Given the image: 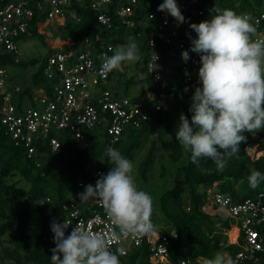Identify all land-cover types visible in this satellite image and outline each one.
<instances>
[{
	"label": "trees",
	"instance_id": "16d2710c",
	"mask_svg": "<svg viewBox=\"0 0 264 264\" xmlns=\"http://www.w3.org/2000/svg\"><path fill=\"white\" fill-rule=\"evenodd\" d=\"M116 1L113 0V3L108 5L107 14L111 20L110 26H107L97 21L91 9V0H73L69 8L75 11L80 21H63L66 27L63 36L69 37L72 44L61 50H77L82 47L83 40L88 38L95 63L99 65L102 63V54L111 56L114 53L112 40L116 35L121 34L126 38L136 36L142 53L136 65L142 64L144 68L149 32L158 20L153 18L148 25L140 26L136 29L139 31L136 35L135 29L121 24L120 17L114 13L113 5ZM137 1L138 6L133 15L135 19L148 15L154 11L155 5L163 3V0ZM201 4L205 7L204 19L215 15L216 8L231 9L237 14L248 13L252 17L264 11V0H201ZM30 5L34 15L28 19V31L30 36L41 38L43 34L38 29L47 21L46 11H40L31 3ZM184 18V23L180 24L182 29L189 28L191 23L201 22L195 16L184 15ZM54 19L61 20L58 17ZM19 38L23 40L26 36L22 34ZM108 46L112 49L109 50ZM54 50L58 49L50 48L44 56H35L25 61L20 58L17 63L12 52L3 51L0 54V63L6 65L8 70H17L16 74L9 70L14 78L19 71L24 74L31 71L29 78L24 77L23 82H17L20 84V90L13 100H30L33 89L46 92L50 90L52 79L43 74V62L45 63L49 52ZM169 70L166 65L161 67L164 79L170 84L181 85L176 71ZM114 73L115 71L110 72V80ZM136 82L138 81L133 77L125 81V95L130 84ZM159 85L160 83L153 84L142 90L133 96L132 101H138L147 90H159ZM194 88L175 96L160 110L153 112L147 120H141L137 126L126 125L112 145V148L131 160L135 150H139L150 140V145L138 164L139 175L145 181L149 179L148 172L157 152H166V158L174 162L179 161L183 155L186 157L184 176L160 196V208L165 221L158 230L169 239V254L159 260L154 259L148 243L144 242L140 246H132L126 255L120 256L121 264H180L181 260H189L188 264H202V257L211 258L217 251L227 252L233 258L236 252L242 250L241 235H238L236 241L229 235L235 230V219L225 215L221 205L207 193V188H210L213 182H218L214 192L228 198V205L255 199L259 193L263 194L261 199L264 204V181H261L258 187L252 188L247 179L251 169L264 174V131L245 132L247 140L240 144L239 155L229 159L223 171H216L211 161L204 160L198 168L190 162V153H186L176 141L175 133L180 114L183 113L189 119L191 117L189 107ZM163 133L165 137L162 138ZM252 134L263 138L258 140V149L261 151L259 156H248L244 150V144L250 140ZM58 136L61 148L57 154H52L47 141L40 139L32 143L35 151L29 155L25 146L16 145L11 136L0 130V264H5L6 261H9V264H51L54 234L50 226L54 221L53 216L62 213L59 210L60 205L70 197L77 180L85 179L88 184L92 180L89 166L92 160L104 169L106 174L113 167L108 157L103 155L105 149L111 146L112 136L102 125L96 126V131L89 133L83 142L76 141L64 129L59 131ZM164 159L160 158L161 172L165 169ZM41 199L51 203L40 205L37 202ZM257 230L259 242L263 246V251L257 252V255H261V261L264 262V223L258 225ZM172 231L177 233L176 237H172Z\"/></svg>",
	"mask_w": 264,
	"mask_h": 264
},
{
	"label": "built area",
	"instance_id": "2783aa9c",
	"mask_svg": "<svg viewBox=\"0 0 264 264\" xmlns=\"http://www.w3.org/2000/svg\"><path fill=\"white\" fill-rule=\"evenodd\" d=\"M72 2L73 0H0V54L3 51L12 52L15 55L14 61L17 63L20 60L19 37L22 34H25L26 38L30 36L28 19L34 15L30 3L40 11H46L47 19L58 17L62 21L68 19L79 22L80 17L69 8ZM112 3L113 0H91V9L99 23L110 26L111 18L107 14V8ZM176 3L183 16L190 15L200 21L206 20L203 16L205 7H202L201 0H176ZM137 6V0H117L113 11L120 17L121 24L135 29L136 35L139 34L136 29L157 18L158 21L152 25L148 36L145 72L152 85L160 83L159 90L146 91L138 101H132L133 96L120 95L112 90L109 87L110 72L100 71L102 63L96 65L90 40L85 38L82 47L77 50L49 52L45 63L43 62V74L52 79L50 90L46 92L33 89L30 100H13L20 90V84L9 73L6 65L0 63V130L11 136L16 145L25 146L29 155L35 151L32 144L34 141L45 139L51 153L57 154L61 148L58 136L60 130H66L76 141L82 142L98 125L105 127L107 133L112 136V147L126 125L137 126L141 120H147L172 98L185 93L186 88L189 91L199 85V55L190 51L189 38L194 39L196 33L190 27L180 28V24L178 25L167 12L157 11L159 4L154 6L153 12L135 19L133 15ZM252 18L257 29V38H264V11ZM108 49L111 50L112 47L108 46ZM182 51L189 52L186 62L181 57ZM154 53L158 56V68L151 72L149 64L154 59ZM171 55L176 57L175 60ZM164 65L169 71H176L181 85L170 84L164 79L161 71ZM260 139L263 138L252 134L250 140L244 144L246 155L258 156ZM95 163L92 160L89 164L92 176L89 184L93 186L100 174L106 175L105 170ZM217 183L213 182L212 186L207 188V193L221 205L225 215L235 219L233 228L236 234L233 241L241 235L243 244L242 250L236 252L233 257L235 264H264L257 255V252L263 251L257 230V226L264 223V204L261 199L263 194L259 193L255 199H247L242 204L228 205V198L214 192ZM89 184L85 179L77 180L71 196L59 207L62 213L53 216L57 223H63L64 219L72 223L66 235L78 221L92 231H107L111 227V222L99 201L79 200L78 194ZM171 234L172 237L177 236L175 231ZM144 242L148 243L154 259L159 260L169 254V239L161 235L158 228L144 236L122 237L110 247L113 252L117 248H123L127 254L132 246L137 247ZM53 246L55 247V244ZM185 261L189 263V260H181L180 264H185Z\"/></svg>",
	"mask_w": 264,
	"mask_h": 264
},
{
	"label": "clouds",
	"instance_id": "9594fccd",
	"mask_svg": "<svg viewBox=\"0 0 264 264\" xmlns=\"http://www.w3.org/2000/svg\"><path fill=\"white\" fill-rule=\"evenodd\" d=\"M157 11L167 12L178 25L185 21L176 0H163ZM214 12L210 19L189 25L196 33L194 39L189 38L190 51L199 55V86L191 97V117L180 114L175 137L190 153L192 164L200 168L202 160L211 161L216 171H223L228 160L239 155L240 144L247 140L245 132L264 131V38H257L250 14L220 8ZM135 38L129 37V42L118 46L111 56L102 54L100 71L116 72L124 62L139 61ZM181 57L188 61L189 52L182 51ZM157 60L155 54L149 64L151 72L158 68ZM103 155L113 167L106 175L100 174L94 186L86 185L78 196L79 200L99 201L111 227L92 231L78 221L66 235L72 223L65 219L63 223L53 221L50 227L55 247L51 249V264H121L120 256L126 255L125 250L117 248L113 252L111 244L122 237H140L155 230L152 197L138 188L133 162L112 147H107ZM247 179L250 187L256 188L264 181V174L251 169ZM37 203L51 202L41 199ZM201 259L202 264H235L232 256L222 251Z\"/></svg>",
	"mask_w": 264,
	"mask_h": 264
},
{
	"label": "rangeland",
	"instance_id": "374dc122",
	"mask_svg": "<svg viewBox=\"0 0 264 264\" xmlns=\"http://www.w3.org/2000/svg\"><path fill=\"white\" fill-rule=\"evenodd\" d=\"M44 23L46 25V28L42 29V31H45L46 32L45 35L51 38L50 41H52L56 36L52 35L53 36L52 37L47 32V30L48 31L53 30V32L61 31L60 33L63 32V34L65 32L64 25L60 24L58 19L47 20ZM45 35H42L41 38L37 36H33V37L29 36L18 42L20 57L22 60L24 61L29 60L30 58L35 57V56H38V57L44 56L45 54L48 53L50 47L47 44V40H46L47 36ZM112 41L114 44V51H115L118 46L126 45L129 42V38H126V36L124 37V35L118 34L115 36V38H113ZM135 41L138 43L137 38H135ZM55 43L57 44V42ZM141 54L142 53L140 52V55ZM171 58L175 60L176 57H173L171 55ZM9 70L13 74L17 73L16 69L10 68ZM30 72L31 71H28L27 74H24L21 71H19V73L16 76L17 82L18 81L23 82L24 77L29 78ZM130 76H134L135 78L141 79V82L139 84L135 83L129 87V91L127 93V95L129 96L137 94L140 91L146 88H149L152 85L151 80L146 76V72L142 64H139V66H137L136 62H124L122 66L116 71L114 78L110 82L111 89L117 91L118 94H124V91H125L124 82H125V79ZM93 131H96V129ZM161 137L162 138L165 137L164 133L163 135L161 134ZM149 145H150V140H147L139 150L138 149L135 150L136 153L134 154L133 158L130 161H132L134 165L133 176H134V179H135V182L138 188L140 190L147 192L152 197L153 211H152L151 219H152L153 224L155 225V228H158L165 221L161 208H160V196L166 189L170 188L177 180L181 179L184 176L186 157L185 155H183L179 161L174 162L166 158L167 157L166 152H163V151L157 152L155 161L150 171L148 172L149 179L145 181L139 175L138 164H139V160L144 157ZM260 154H261V151L259 152L258 156ZM160 158H163V159L165 158L163 160L165 169L162 170V172H161V166H160V162H161ZM95 165H98V164L95 163ZM259 257H260V260H262V256L259 255ZM5 264H9V261H6Z\"/></svg>",
	"mask_w": 264,
	"mask_h": 264
},
{
	"label": "crops",
	"instance_id": "0c3cea01",
	"mask_svg": "<svg viewBox=\"0 0 264 264\" xmlns=\"http://www.w3.org/2000/svg\"><path fill=\"white\" fill-rule=\"evenodd\" d=\"M47 20H51V19H47ZM46 22V21H45ZM59 22H60V24H62V25H64V23H63V21H61V20H59ZM65 27V26H64ZM46 28V25H45V23H43L40 27H39V31L43 34V35H45L46 34V32L45 31H42V29H45ZM65 30H66V27H65ZM47 32L52 36V35H54V36H56L52 41H50V37L49 36H47V35H45V36H47V38H46V40H47V44L49 45V47L50 48H53V49H62V48H64L65 46H68V45H70V44H72V40L69 38V37H66V36H63V32L62 33H60L59 31H56V32H53V30L52 31H48L47 30ZM61 36H62V38H61ZM53 37V36H52ZM55 42H57V44L55 43ZM116 74V72L114 73V75ZM114 75H113V77H112V79L114 78ZM135 78L134 76H131V77H128L126 80H128L129 78ZM135 79H138V78H135ZM139 80V79H138ZM135 82V81H134ZM141 81L139 80V82H136V84H139ZM122 83V82H121ZM125 83V82H124ZM133 84H135V83H132V84H130V86H132ZM121 85H123V84H121ZM128 91H129V89H128ZM141 92V91H140ZM139 93H137V94H134V95H131V96H136V95H138Z\"/></svg>",
	"mask_w": 264,
	"mask_h": 264
},
{
	"label": "bare ground",
	"instance_id": "6f19581e",
	"mask_svg": "<svg viewBox=\"0 0 264 264\" xmlns=\"http://www.w3.org/2000/svg\"><path fill=\"white\" fill-rule=\"evenodd\" d=\"M229 234H230V236H232V237L234 238V236H235V234H236V230H234L233 233H229Z\"/></svg>",
	"mask_w": 264,
	"mask_h": 264
}]
</instances>
